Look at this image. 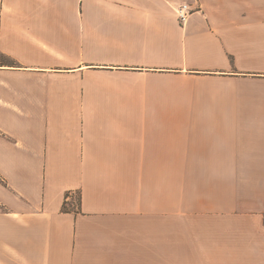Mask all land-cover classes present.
I'll use <instances>...</instances> for the list:
<instances>
[{"label":"crops","instance_id":"1","mask_svg":"<svg viewBox=\"0 0 264 264\" xmlns=\"http://www.w3.org/2000/svg\"><path fill=\"white\" fill-rule=\"evenodd\" d=\"M0 264H264V0H0Z\"/></svg>","mask_w":264,"mask_h":264},{"label":"built area","instance_id":"2","mask_svg":"<svg viewBox=\"0 0 264 264\" xmlns=\"http://www.w3.org/2000/svg\"><path fill=\"white\" fill-rule=\"evenodd\" d=\"M175 11H176L177 19L181 23H184L187 20L188 16L190 15L191 8L186 3H183L177 5Z\"/></svg>","mask_w":264,"mask_h":264},{"label":"trees","instance_id":"3","mask_svg":"<svg viewBox=\"0 0 264 264\" xmlns=\"http://www.w3.org/2000/svg\"><path fill=\"white\" fill-rule=\"evenodd\" d=\"M69 209L70 208L66 205V203H64L63 206H62V210L63 211H69Z\"/></svg>","mask_w":264,"mask_h":264}]
</instances>
